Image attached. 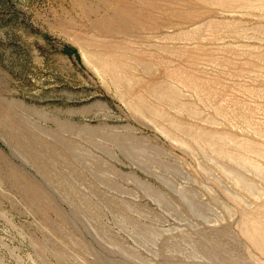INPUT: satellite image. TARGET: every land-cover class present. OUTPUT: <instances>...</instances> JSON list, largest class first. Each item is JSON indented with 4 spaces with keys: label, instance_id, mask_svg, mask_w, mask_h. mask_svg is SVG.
<instances>
[{
    "label": "rangeland",
    "instance_id": "1",
    "mask_svg": "<svg viewBox=\"0 0 264 264\" xmlns=\"http://www.w3.org/2000/svg\"><path fill=\"white\" fill-rule=\"evenodd\" d=\"M0 264H264V0H0Z\"/></svg>",
    "mask_w": 264,
    "mask_h": 264
},
{
    "label": "trees",
    "instance_id": "2",
    "mask_svg": "<svg viewBox=\"0 0 264 264\" xmlns=\"http://www.w3.org/2000/svg\"><path fill=\"white\" fill-rule=\"evenodd\" d=\"M69 50H70V49H69ZM65 52H67L68 54H72V51H66V50H65Z\"/></svg>",
    "mask_w": 264,
    "mask_h": 264
}]
</instances>
